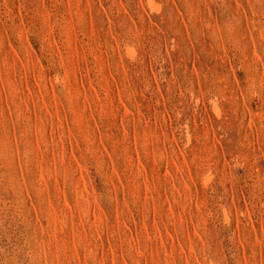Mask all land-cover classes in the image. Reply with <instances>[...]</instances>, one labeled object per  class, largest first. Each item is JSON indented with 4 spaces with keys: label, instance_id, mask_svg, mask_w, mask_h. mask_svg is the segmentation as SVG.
Segmentation results:
<instances>
[{
    "label": "rangeland",
    "instance_id": "374dc122",
    "mask_svg": "<svg viewBox=\"0 0 264 264\" xmlns=\"http://www.w3.org/2000/svg\"><path fill=\"white\" fill-rule=\"evenodd\" d=\"M0 264H264V0H0Z\"/></svg>",
    "mask_w": 264,
    "mask_h": 264
}]
</instances>
